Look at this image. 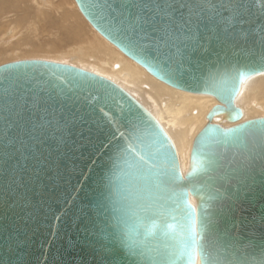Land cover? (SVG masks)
<instances>
[{"label":"water","instance_id":"obj_1","mask_svg":"<svg viewBox=\"0 0 264 264\" xmlns=\"http://www.w3.org/2000/svg\"><path fill=\"white\" fill-rule=\"evenodd\" d=\"M74 2L148 74L219 105L207 114L183 174L167 132L115 82L51 61L0 65V264H160L154 249L164 238L151 234L142 206L157 198L155 176L169 167L184 177L177 191L187 193L197 230L205 216L213 221L203 235L217 264H264V117L240 122L235 106L241 87L264 73V0ZM158 3H183L193 13L196 43L187 55L173 56L171 45L142 39L129 26L130 14L155 16ZM149 152L157 167L149 161L138 169L133 156ZM172 216L175 225L182 213Z\"/></svg>","mask_w":264,"mask_h":264},{"label":"bare ground","instance_id":"obj_2","mask_svg":"<svg viewBox=\"0 0 264 264\" xmlns=\"http://www.w3.org/2000/svg\"><path fill=\"white\" fill-rule=\"evenodd\" d=\"M31 1H34V4L37 3L36 0H29V2ZM17 2L20 1L0 0V16L1 13L14 14L15 17L12 20L15 21L14 23H19L23 19L24 13L18 14ZM73 3L75 6L72 9L74 15L78 19L83 18L74 0ZM69 16L68 11L62 10L61 22L63 24L60 23L58 26L64 30L67 40L72 42L70 46L60 50L32 47L28 51L43 50L46 53L67 58L70 63L72 60L74 62L72 66L103 76L127 91L158 120L167 132L177 150L181 172L185 174L189 166V154L193 141L206 125V116L209 111L218 106L219 103L212 96L184 92L157 80L96 33L92 27L94 31L88 29L91 35L80 34L74 24L69 23ZM11 21L7 22L12 23ZM14 34L15 38L18 39L20 31L13 29L9 31L7 37L9 35L14 38ZM19 43V41L14 45L12 43V48L18 47V50L12 49V51L19 52ZM55 62L61 63V61ZM62 64L71 65L69 63ZM235 106L243 112V118L240 122L264 117V73L252 77L241 87V91L235 100ZM233 125L223 123L221 126L227 128Z\"/></svg>","mask_w":264,"mask_h":264},{"label":"snow or ice","instance_id":"obj_3","mask_svg":"<svg viewBox=\"0 0 264 264\" xmlns=\"http://www.w3.org/2000/svg\"><path fill=\"white\" fill-rule=\"evenodd\" d=\"M132 7H138V5ZM156 9L157 13L152 17L130 14L129 26L131 29L134 32L143 33L142 39L150 42L160 41L165 46L171 45L172 48H175L173 56L187 55L188 48L194 47L196 43L193 33L195 23L193 13L189 10L187 15L185 14L188 5L158 3ZM179 9H184V11L179 12ZM157 17L163 22L157 21ZM162 25H167V27H162ZM160 33L163 35H159ZM177 40L179 43L176 42ZM260 134L261 138L264 139V127L261 128ZM125 152L131 155L135 149L126 148ZM155 159L154 154L149 152L147 156H133V164L138 169L144 170L149 161H152V168H156ZM247 166L250 165L246 164L245 167ZM151 170L147 169L149 172ZM183 179L184 177L174 167L159 171L153 184L159 195L153 202L142 206V211L145 213L144 219L150 224L149 231L151 234L158 239L164 238L154 251H157L162 258L160 264H176L175 260L172 259L173 257L186 258L187 264H198L200 259L206 261V264H217L210 251L212 244L203 235L204 232H209V226L213 221L205 216L200 220L201 230H197L195 222L191 219L192 206L187 201V193L177 191L179 183ZM181 204L184 206L183 209L179 207ZM173 212L182 213L181 219L175 225L168 222V217L172 216ZM172 219H176V217L172 216ZM155 229H158V232L152 231ZM210 235L215 236V233L210 232ZM130 251L135 254V250L131 246Z\"/></svg>","mask_w":264,"mask_h":264},{"label":"rangeland","instance_id":"obj_4","mask_svg":"<svg viewBox=\"0 0 264 264\" xmlns=\"http://www.w3.org/2000/svg\"><path fill=\"white\" fill-rule=\"evenodd\" d=\"M18 1L21 2H17V7L19 6L18 14L22 15L24 13L22 15L23 19L20 20L19 23H14L15 21L12 20L13 17H15L14 14L7 15L6 13H1L0 16V65L19 60L33 59L46 61L54 60V62L61 61V63H69L73 65L74 62L72 60L70 63V60L67 58L59 57L57 55L55 56L53 54L46 53L43 50L37 52L28 51L32 47L60 50L71 45L72 42L67 40L64 30L58 26L60 23H62L61 16L62 10L64 9L70 14L68 19L70 21L69 23H73L74 27L78 29L80 34L91 35L88 30L92 29L91 26L83 18H81L82 16L80 17L81 19H78L74 15L72 10L75 8L73 0H36V4H34V1L29 2V0ZM55 8L58 13L56 12ZM7 21H11L13 24ZM13 29H18L20 31L18 39L15 38V34L13 35L15 40L9 35L7 37L9 31ZM92 31L94 30L92 29ZM18 41L20 42L19 47L22 51H12V49L18 50V47L16 46L12 48V46L16 42L18 43Z\"/></svg>","mask_w":264,"mask_h":264}]
</instances>
